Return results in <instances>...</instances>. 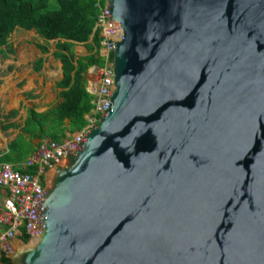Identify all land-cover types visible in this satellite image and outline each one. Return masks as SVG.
Listing matches in <instances>:
<instances>
[{
    "label": "water",
    "instance_id": "obj_1",
    "mask_svg": "<svg viewBox=\"0 0 264 264\" xmlns=\"http://www.w3.org/2000/svg\"><path fill=\"white\" fill-rule=\"evenodd\" d=\"M104 3L108 109L1 262L264 264V0Z\"/></svg>",
    "mask_w": 264,
    "mask_h": 264
},
{
    "label": "trees",
    "instance_id": "obj_2",
    "mask_svg": "<svg viewBox=\"0 0 264 264\" xmlns=\"http://www.w3.org/2000/svg\"><path fill=\"white\" fill-rule=\"evenodd\" d=\"M97 0H0V47L4 46L16 28L34 30L45 41L57 42V58L62 64L61 89L62 102L45 114L30 112L22 130V135L30 140L50 139L60 142L65 138V121L70 123V131L80 132L87 124L93 97L86 92L85 74L90 67L103 65L99 56L100 37L95 31ZM104 0H101V5ZM74 44L85 46L88 55L76 58ZM113 59V58H112ZM23 138L9 146L11 154L22 151ZM33 152V150H31ZM30 151V153H31ZM26 174L34 175L31 167ZM24 245L25 237L19 238ZM2 264H10L4 257Z\"/></svg>",
    "mask_w": 264,
    "mask_h": 264
},
{
    "label": "crops",
    "instance_id": "obj_3",
    "mask_svg": "<svg viewBox=\"0 0 264 264\" xmlns=\"http://www.w3.org/2000/svg\"><path fill=\"white\" fill-rule=\"evenodd\" d=\"M57 42L45 41L34 30L16 28L0 47V166L8 164L26 173L31 168V156L42 143L50 140H30L22 135V130L30 112L45 114L62 102L58 83L63 75L62 64L56 56ZM73 52L76 58L88 55L82 44H74ZM84 79L86 89L87 82L93 79L86 74ZM63 128V140L78 133L70 131L69 121H65ZM20 137L22 151L11 154L10 161H4L9 155V146ZM4 196L6 192L0 190V201Z\"/></svg>",
    "mask_w": 264,
    "mask_h": 264
},
{
    "label": "built area",
    "instance_id": "obj_4",
    "mask_svg": "<svg viewBox=\"0 0 264 264\" xmlns=\"http://www.w3.org/2000/svg\"><path fill=\"white\" fill-rule=\"evenodd\" d=\"M95 7V31H98L100 37L99 56L103 65L90 67L86 72L93 79L86 85V92L93 97V108L87 117V124L66 140L42 143L29 159V166L35 168L34 175L21 173L8 164L0 166V190L6 192V196L0 201V244L15 248L21 243L20 237L26 238L33 202L44 191L45 181L42 178L59 162L66 150L80 142L88 131L97 127L98 120L108 109L113 86V38H122V34L111 32L105 15V3L101 5V0H97Z\"/></svg>",
    "mask_w": 264,
    "mask_h": 264
}]
</instances>
